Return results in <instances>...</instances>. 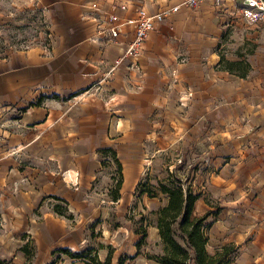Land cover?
Returning <instances> with one entry per match:
<instances>
[{"label":"crops","instance_id":"crops-1","mask_svg":"<svg viewBox=\"0 0 264 264\" xmlns=\"http://www.w3.org/2000/svg\"><path fill=\"white\" fill-rule=\"evenodd\" d=\"M182 1L0 0V21L32 5L42 12L53 39L49 52L34 45L0 53V184L4 176L6 187L23 178L20 163L35 139L51 142L53 155H61V139L67 142L68 156L95 157L105 148L118 155L140 154L142 141L166 134L173 118L170 108L182 93V125L198 129L207 117L212 129H221L218 138L245 137L264 127V52L248 58L217 52L226 28L262 32L264 26L248 23L227 0H201L196 6ZM92 2L104 11L100 20L103 12L92 9ZM143 3L150 11L178 9L143 41L135 57L140 70L128 68L124 59L110 79L104 78L131 41L134 26L128 20ZM107 13L117 16L112 24L120 33L113 40L100 34V40L93 41L98 25L111 24ZM220 56L248 62L246 77L225 69ZM256 68L261 74L255 75ZM89 166L93 175L99 173L95 160ZM123 167L121 186L129 188L140 167L133 162ZM17 214L22 219V212Z\"/></svg>","mask_w":264,"mask_h":264},{"label":"rangeland","instance_id":"rangeland-1","mask_svg":"<svg viewBox=\"0 0 264 264\" xmlns=\"http://www.w3.org/2000/svg\"><path fill=\"white\" fill-rule=\"evenodd\" d=\"M46 30L42 12L30 5L21 15L0 21V53L37 45L34 38L40 40ZM255 30L226 28L217 52L236 58L264 52V31ZM260 70L256 68L255 75ZM185 99L182 93L170 108L173 118L165 135L142 141L140 154H116L121 174L108 151L100 150L95 157L68 156L67 142L61 139V155H53L46 139L31 142L20 163L25 167L23 178L6 187L4 176L0 184V260L87 264V255L103 260L110 252L111 264H159L154 259L162 248L156 213L166 198L161 193L150 198L136 185L145 177L156 185L157 179L172 172L184 187L200 195L194 212L206 214L207 251L229 246L228 264H264V127L245 137L218 138L221 129H212L207 117L198 129L180 123ZM90 160L96 161L99 173H91ZM128 162L139 165V176L129 188L121 186L120 198L113 201L110 187L121 175L123 180ZM70 169L74 171L67 173ZM20 229L25 232L20 234ZM143 230L146 237L138 246ZM25 243L27 252L20 250Z\"/></svg>","mask_w":264,"mask_h":264},{"label":"trees","instance_id":"trees-1","mask_svg":"<svg viewBox=\"0 0 264 264\" xmlns=\"http://www.w3.org/2000/svg\"><path fill=\"white\" fill-rule=\"evenodd\" d=\"M239 77H246L250 70V65L243 59L227 60L220 56V64ZM103 152L112 153L113 160L117 164L118 170H122L121 163L116 158V152L111 148H105ZM114 180V177H112ZM147 177L141 179L136 190L148 197H156L159 193L166 198V203L161 206L156 215L155 227L161 241V252L155 256V261L159 264H228L229 246H223L221 250L210 253L206 249L208 242L207 228L205 223L206 214L199 215L194 212L195 202L200 198L189 187H184L183 182L172 172L167 173L163 179H157L156 185H152ZM121 178L115 180L110 187L111 200L117 201L120 198ZM57 206V205H56ZM54 211L60 215L63 213L54 207ZM146 237V231H142L137 245L139 246ZM20 250L27 252L28 243L20 247ZM68 252V251H66ZM87 264H111V254L107 253L103 260L95 255H87ZM0 264H4L0 260ZM49 264H55L51 261ZM119 264H122L119 261Z\"/></svg>","mask_w":264,"mask_h":264},{"label":"built area","instance_id":"built-area-1","mask_svg":"<svg viewBox=\"0 0 264 264\" xmlns=\"http://www.w3.org/2000/svg\"><path fill=\"white\" fill-rule=\"evenodd\" d=\"M220 1V0H218ZM230 1L233 7L235 8V12H238L248 23L250 24H257L264 26V0H227ZM183 3L191 6L198 5L201 0H183ZM215 6L217 7H225L224 3H215ZM92 9H94L96 12H103L100 13L101 17H97L99 20L104 16V11H102L100 5L97 2L91 3ZM178 6H173L170 8H162L156 11H150L143 3L142 5H139L135 9V17L133 19L128 20V22H132L134 26V32L131 41L126 45L125 49L123 50V53L118 59H115L114 62L109 65L108 70L104 73V78L110 79L111 74L114 71V69L122 63L124 59H127L129 61L128 68H134L139 69L138 64L135 60V57L139 54V51L142 48V43L145 40V38L148 36V34L156 29L158 24L165 19L170 13L177 11ZM108 20L110 21V25L104 27L101 25H98L97 30V37H94L93 41H99L102 34L103 37H106L108 40L115 39L118 34L120 33V29L117 24H112L113 21L117 19V16L114 14L107 13ZM97 18H93L97 20ZM99 24V23H98ZM40 40L37 38H34V40L39 41L38 46L41 49H44L46 51H50L52 46V34L48 30H46L45 34L43 36H39ZM42 38V40H41ZM140 70V69H139ZM100 83L96 85V90L100 89Z\"/></svg>","mask_w":264,"mask_h":264}]
</instances>
